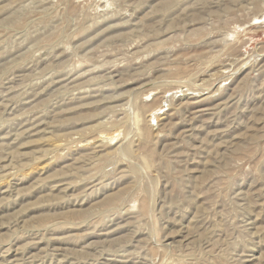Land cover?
<instances>
[{
  "label": "rangeland",
  "instance_id": "obj_1",
  "mask_svg": "<svg viewBox=\"0 0 264 264\" xmlns=\"http://www.w3.org/2000/svg\"><path fill=\"white\" fill-rule=\"evenodd\" d=\"M0 264H264V0H0Z\"/></svg>",
  "mask_w": 264,
  "mask_h": 264
}]
</instances>
